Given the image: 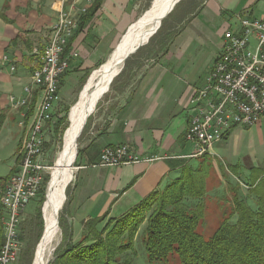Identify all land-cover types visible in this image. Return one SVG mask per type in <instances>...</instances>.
<instances>
[{"label": "crops", "instance_id": "1", "mask_svg": "<svg viewBox=\"0 0 264 264\" xmlns=\"http://www.w3.org/2000/svg\"><path fill=\"white\" fill-rule=\"evenodd\" d=\"M56 1L0 0V110L6 113L1 131L6 129L8 141L16 144L9 171L16 165L15 153L35 111L26 110L22 128L20 116L25 110L11 109L9 98L24 97L23 88L30 84L37 65L34 50L45 47L56 21ZM130 8L131 0H102L93 17L78 29L64 53L68 69L52 112L68 100L71 88L104 62L107 50L128 23ZM180 11L169 26L175 34L167 47H149L141 63L123 66L90 123V141L77 164L62 214L73 242L82 239L89 220L119 219L177 179L183 169L198 166L200 158L190 157L195 148L185 140L190 101L221 51L223 34L238 30V16L264 21V0H185ZM38 96L34 89L29 102H37ZM262 122L231 130L217 146L227 148L231 141L239 144L240 135L250 134L254 127L261 131ZM119 145L128 146L140 160L153 161L100 167L101 151ZM239 150L236 146L234 154L238 156ZM225 182L220 188L226 193L229 182ZM31 210L24 215H32Z\"/></svg>", "mask_w": 264, "mask_h": 264}, {"label": "built area", "instance_id": "2", "mask_svg": "<svg viewBox=\"0 0 264 264\" xmlns=\"http://www.w3.org/2000/svg\"><path fill=\"white\" fill-rule=\"evenodd\" d=\"M97 0H57L58 14L50 28L48 42L38 55L30 84L23 88V98H9L14 108H25L33 90L39 97L32 125L20 148L18 173L8 179L0 203L5 212L2 221L3 244L0 264H17L21 250L20 217L26 206L35 200L43 186V132L52 123V109L58 101L59 84L68 69L64 58L69 41L83 18ZM237 31L223 34V45L207 74L204 84L190 101L189 126L185 140L194 146L191 158L211 156L214 144L235 128H250L264 120V21L238 16ZM76 57V54H74ZM3 63L7 58L2 59ZM12 71L14 67L10 68ZM22 122L20 123V126ZM52 125V124H51ZM140 160L129 147L119 145L101 151L99 166L112 168Z\"/></svg>", "mask_w": 264, "mask_h": 264}, {"label": "trees", "instance_id": "3", "mask_svg": "<svg viewBox=\"0 0 264 264\" xmlns=\"http://www.w3.org/2000/svg\"><path fill=\"white\" fill-rule=\"evenodd\" d=\"M101 1L97 0L82 18L79 29L97 12ZM184 2L185 0H181L161 22L156 34L149 39L150 47L162 50L171 42L175 32L170 31L167 22L173 13L182 8ZM195 9L191 15L195 13ZM128 61L129 58L125 61V66H128ZM88 75L89 73L86 76ZM32 109L33 105L30 110ZM90 118L86 121L81 136ZM5 119L4 111L0 110V131ZM63 124L64 119L63 122L58 120L56 123L53 128L56 135L63 130ZM78 156L79 151L77 158ZM200 159L196 168L183 169L177 179L161 191L151 193L121 218L109 220L104 225L106 217L86 222L85 234L77 242L72 241L70 232L62 224L63 217L60 216L58 226L62 232V241L56 249L54 260L49 264H132L134 242L143 223L145 228L142 244L149 263L166 262L170 256L175 255L180 264H264V177L258 181L256 178L249 184L255 208L250 206L247 199H237L233 194V209L221 218L215 231L205 237L199 233L198 228L205 217L203 200L208 176V156ZM8 179L9 177H5L0 180V193L5 190ZM187 200L191 203L189 206L186 205ZM62 209L64 210V206ZM1 213L0 203V249L3 244ZM233 218L235 222L232 223ZM40 219L37 212L35 226L38 238L43 229ZM29 248L22 256V264L31 263Z\"/></svg>", "mask_w": 264, "mask_h": 264}, {"label": "rangeland", "instance_id": "4", "mask_svg": "<svg viewBox=\"0 0 264 264\" xmlns=\"http://www.w3.org/2000/svg\"><path fill=\"white\" fill-rule=\"evenodd\" d=\"M154 0H131V8H130V15L127 25L125 26L124 30L120 32L118 38L115 40V44L111 46L107 50L106 58L104 62H102L101 65H103L111 55V53L114 51V49L118 46L123 36L134 26V24L142 17V15L148 11L150 6L152 5ZM175 8V7H174ZM173 8V9H174ZM180 9L177 10V13H173L171 15L169 21L167 22L168 28L171 25V22L174 21V19L179 16L178 14L181 12ZM170 30V29H169ZM49 36V34H48ZM47 38V42H48ZM46 42V44H47ZM45 44V45H46ZM150 47L149 41L145 43L142 47H140L135 53L131 54L128 58V66H135L138 63H141L140 58H142L146 52V50ZM44 49V47H43ZM42 49V50H43ZM42 50H34V55H36L37 58V65H38V55L36 53H41ZM127 58V59H128ZM126 59V60H127ZM36 65V66H37ZM100 65V66H101ZM125 66V62L122 64ZM34 66L33 69L36 67ZM100 66H96V68L89 73L88 76H85L82 78L77 85L74 88L70 89V93L68 94V100L63 102L60 107L54 109L53 112H51L52 115V125L46 124V127L43 132V139H44V146H43V167L44 171L42 173L43 176V190L42 192L37 196L35 200L30 202L25 210L22 212V215L20 217V241H21V250L19 253V258L17 264H22L21 259L22 256L26 251H28V247L31 250V263L33 264L35 259V254L42 242L43 239V229L42 235L40 238H38L39 234L37 232V228L35 226V214L37 212L39 213L41 219V227L44 228V222H43V216H42V210H43V204L46 200L47 196V190L49 188V185L51 183L52 174L55 169V162L60 155L62 151V141L68 125V117L71 113V110L75 103L77 102L80 92L83 87H85L88 79L92 76L94 72H96ZM122 67V66H121ZM32 69V70H33ZM32 72V71H31ZM28 86V85H27ZM110 89V87H109ZM39 97V96H38ZM104 97L101 98V100L98 102L100 103ZM38 99V98H37ZM33 99H28V105L25 108H14L10 105L11 109L15 111L19 110H25L21 112V119H22V125L21 127H25V116L27 115L26 110H29L30 113L34 110L37 102H32ZM96 104V106L98 105ZM33 105L32 111L31 106ZM94 108L93 112L91 113V118L88 123V126L86 127L84 134L81 136L82 131L80 132V135L77 139L76 143V158L72 165L73 170V177L69 184L65 187L64 194H63V200H62V206L57 216V224L59 223V218L62 216V208L66 202V193L68 194L69 187L71 182H73L75 172L77 169V164H79L83 158H84V148L89 144L90 141V134H89V128L90 123L92 122V119L97 113L98 108ZM28 112V111H27ZM34 112V111H33ZM6 114V113H5ZM34 114V113H33ZM64 124L62 126L63 130L61 129V133L59 135H56L53 132V128L55 127L58 120L60 122H63ZM6 120V119H5ZM32 122L28 125L27 129L23 132L22 139H21V145L24 143V139L29 131V127H31ZM261 124V131H259L256 127H254L250 134L248 135H240L239 138V144L237 142H234L229 144L227 148L217 146V144H214L212 148L208 151V153L211 156H208V160H206V166H207V179H206V186H205V196H204V205H205V217L203 219V222L201 226L198 228L199 233L203 234L205 237H209L217 228L220 221L222 220L223 216L230 213L231 210L234 207L233 198L234 195H236L237 199L244 200L247 199L250 206L254 209L255 205L252 203V199L254 197L251 195L250 192V182L253 180L258 181V179H263L264 177V122ZM86 125V122H85ZM84 125V126H85ZM3 127V126H2ZM66 128V130H65ZM2 130V129H1ZM65 131V132H64ZM64 133V134H63ZM261 134V135H259ZM10 135H6V129L4 131H0V180L4 179L7 175V177H12L18 173V169L21 163V155H20V148L15 153V160L16 165L14 168H12L9 171V168L13 164V154L16 150V144L12 141L9 142L8 138ZM15 140H17L16 137H14ZM14 138H11L14 140ZM238 146L240 148L238 156L237 154H234L235 147ZM77 151H79V156L77 158ZM253 158H256L254 161ZM201 160V159H200ZM251 164L253 166L257 165L258 167L256 169H253L251 167ZM227 166V167H226ZM231 167V168H230ZM252 168V169H251ZM231 174V175H230ZM229 182L228 188L229 192L225 191L223 192L220 188L221 184L225 186L226 182ZM7 184V183H6ZM227 185V184H226ZM6 187V185H5ZM5 189V188H4ZM227 191V190H226ZM2 195V192L0 193V197ZM249 198V199H248ZM186 205L189 206L191 203H188L189 201H186ZM33 209V210H31ZM32 215H24L25 211H30ZM5 216V212L2 208L1 213V224L3 221V218ZM109 221V220H108ZM232 223L235 222V218L232 219ZM62 224L65 225V219H63ZM105 222L103 223V225ZM102 225V226H103ZM59 227V226H58ZM145 228V223H143L138 231V234L136 236L135 242H134V255H133V263L132 264H180L177 260V257L175 255L170 256L166 262H157V263H149L146 258L145 250L142 244V235ZM2 231H3V225H2ZM62 241V232L59 228V235H58V242L54 249V251L51 253V255L48 257V260L46 264H49L52 262L55 258V252L56 249L60 246Z\"/></svg>", "mask_w": 264, "mask_h": 264}, {"label": "bare ground", "instance_id": "5", "mask_svg": "<svg viewBox=\"0 0 264 264\" xmlns=\"http://www.w3.org/2000/svg\"><path fill=\"white\" fill-rule=\"evenodd\" d=\"M174 1L176 0H154L148 11L123 36L108 60L92 74L80 92L68 117V128L63 136L62 151L55 162V169L43 204V239L33 264H46L57 245L59 235L57 216L62 206L65 187L73 177L72 165L76 158L77 139L88 116L93 112L100 93L106 91L109 81L123 66L125 56L138 45L145 44L151 34L157 30L160 18L172 7Z\"/></svg>", "mask_w": 264, "mask_h": 264}, {"label": "water", "instance_id": "6", "mask_svg": "<svg viewBox=\"0 0 264 264\" xmlns=\"http://www.w3.org/2000/svg\"><path fill=\"white\" fill-rule=\"evenodd\" d=\"M180 1H181V0H176V1H174L172 7L162 15V17L160 18V22H159V26H158L157 30L154 31V32L151 34V36L148 38V40L146 41V43L149 41V39H150L153 35L156 34V32L158 31V29L160 28L161 22H162V21H163V20H164V19H165L170 13H171V11L173 10V8H174V7H175ZM143 45H144V44H140V45H138L133 51H131L130 53H128V54L125 56L123 63L126 61V59H127L131 54L135 53V52H136L140 47H142ZM101 67H102V65H101L99 68H101ZM122 67H123V66H122ZM122 67L117 71V73H116V74L112 77V79L109 81L108 86H107V88H106V91L100 93V95H99V97H98V102H99V101L101 100V98H102V97L108 92L109 87H110L112 81L114 80V78H115L116 76H118V74L120 73ZM98 102H97V103H98ZM90 116H91V114L88 116V118H89ZM82 129H83V128H82ZM81 131H82V130H81Z\"/></svg>", "mask_w": 264, "mask_h": 264}]
</instances>
